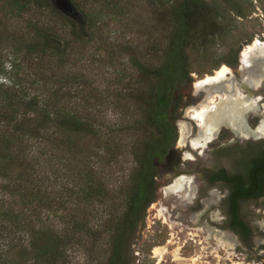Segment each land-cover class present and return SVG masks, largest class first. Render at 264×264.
Here are the masks:
<instances>
[{
  "label": "trees",
  "instance_id": "obj_1",
  "mask_svg": "<svg viewBox=\"0 0 264 264\" xmlns=\"http://www.w3.org/2000/svg\"><path fill=\"white\" fill-rule=\"evenodd\" d=\"M69 1L80 17L61 14L53 0H0V264H68L75 249L133 264L157 166L177 140L176 92L193 82L196 65L237 67L243 44L228 28L250 12L248 0H146L147 48L115 45L131 72L109 102L121 113L111 120L74 68L83 59L74 50L103 21ZM221 40L226 50L217 53Z\"/></svg>",
  "mask_w": 264,
  "mask_h": 264
},
{
  "label": "rangeland",
  "instance_id": "obj_2",
  "mask_svg": "<svg viewBox=\"0 0 264 264\" xmlns=\"http://www.w3.org/2000/svg\"><path fill=\"white\" fill-rule=\"evenodd\" d=\"M73 1L76 5H81L87 14L99 12L100 20L103 21L101 29L96 32L95 39L86 43L80 50H74L75 53H83V59L74 68L84 73L87 84L97 95H100L99 98L103 102L101 111L109 119L114 120L115 117L121 116V113L117 108L113 109L109 102L115 97V92L120 85V77H127L131 72L127 57L123 53L116 52L115 45L125 40L143 51L147 48L146 25L150 19L148 3L146 0ZM248 2H250L249 9H247L248 12L250 11L249 15L246 18L237 19L228 28L229 35L239 37V42L243 44L241 52L255 39L264 44V21L262 19L264 18V0H248ZM114 4L122 8L118 15H112L113 11L107 7V5ZM248 36H252V41L246 45L244 42ZM102 43H104L103 46ZM227 43V40L218 41L212 49L217 53L223 52L226 50ZM99 48L106 49L109 54L114 55V58H107L106 54L99 51ZM260 59V55H256L251 59L248 67L242 65L240 61L237 67L230 68L232 74L228 76L227 84L225 83V86L230 87L229 91L233 98H236L237 92L243 97L242 101L257 102V109H251L244 115V122L251 129H255L264 117V63H261ZM196 66V72L191 74L193 85L206 76H213L214 72L222 65L210 73H208L207 67L198 68ZM193 89L189 84L182 85L176 95L183 96L192 92ZM219 107L222 108L221 104ZM187 110L184 115L178 109L175 111L174 125L177 131L175 147H178L177 151L190 154L192 159L182 162V165L175 168V172L177 174H183L184 171L190 172L193 174L192 177H190L191 175L185 176L193 180L194 173H198L199 167L201 169L211 168L212 163L234 168L238 164L235 152L241 149L242 144L230 145L226 150H221V142L228 143L234 138L228 130H225L226 127L219 129L220 134L224 135V139L221 142L214 141L212 144H208L201 154V159L195 162V156L184 148L187 140L191 141L199 136L195 133L196 122L188 118ZM214 117L216 115L211 114L210 120ZM181 125H185L187 128V135L182 146H178ZM197 129H199L198 126ZM262 140L264 141V137ZM127 161L128 159H124L122 171L116 175L118 182L124 180L127 174L130 164ZM158 172L155 201L146 209L143 224L138 230L133 245V264H232L234 262L241 264L262 262L264 264V253L261 250V246L264 244V238L261 235L264 230V214L247 212L242 214L248 221L252 220L259 225H253L251 242L247 245L242 244L229 235L221 222L212 221L217 216L222 217L216 213V210L209 212V216H204L203 213L202 218L198 217L197 220H194L197 211L192 208L193 204L175 198L172 194L165 195L164 193L166 185L173 180L174 176L166 174L162 167ZM199 191L198 195H201L203 190ZM160 208L165 209L162 215L158 212ZM1 238L2 236H0V251L6 249V240ZM155 247L166 248L161 258L155 257L153 254ZM68 264H103V258L93 259L86 256L82 250L75 249L69 257Z\"/></svg>",
  "mask_w": 264,
  "mask_h": 264
},
{
  "label": "flooded vegetation",
  "instance_id": "obj_3",
  "mask_svg": "<svg viewBox=\"0 0 264 264\" xmlns=\"http://www.w3.org/2000/svg\"><path fill=\"white\" fill-rule=\"evenodd\" d=\"M189 85L192 89L194 88L192 83ZM191 94L192 92L186 93L180 97L177 109L182 112V115L189 107H194L193 105L188 106L186 109L182 107V104L187 101V96ZM225 130H228L233 135L234 138L232 140L228 143L225 141L221 142L224 139V135L220 134L219 131L209 145L214 141L221 142V150H226L227 146L242 144L241 149L235 152L238 164L234 168H227L217 163H212L211 168L201 169L199 167L198 173H194L193 180H191L193 197L189 203L193 204L192 208L197 211L195 212L196 214L200 213L199 217L203 213L204 216H207L209 212L216 210V213L222 217L217 216L212 221L221 222L231 237L247 245L253 237V225H259L256 222H252V220L248 221L242 214L244 212L264 214V141L262 140L263 137L240 139L230 129L226 128ZM195 133L199 135L197 126ZM185 145L184 148L195 156V162L199 161L204 150L192 149L189 140L186 141ZM177 149L178 147H175L174 144L171 150H176V153L172 154L169 161L159 164L157 166L158 170L162 167L166 174L174 176L173 180L179 177L187 178L185 175H191L190 177H192L193 174L187 171H184L183 174L175 172V168L187 160L183 157L184 153L177 151ZM177 158H180L179 162H177ZM173 180L166 185L165 189L172 184ZM200 189L203 190V193L198 195ZM233 221L236 222V226H232ZM261 233L264 238V230ZM261 250L264 253V244L261 246Z\"/></svg>",
  "mask_w": 264,
  "mask_h": 264
},
{
  "label": "bare ground",
  "instance_id": "obj_4",
  "mask_svg": "<svg viewBox=\"0 0 264 264\" xmlns=\"http://www.w3.org/2000/svg\"><path fill=\"white\" fill-rule=\"evenodd\" d=\"M256 55H260V61L261 63H264V44L257 39L242 50L240 56L242 65L248 67L251 59L253 57L255 58ZM231 74V69L226 65H222L214 72L213 76H206L204 79L197 81L194 84L196 90H199L203 85L210 88L207 91L203 102L199 103L197 107H189L187 110L188 118L195 121L199 128V136L190 141L192 149L204 150L206 146L213 141L221 127L230 129V131L240 139L251 137L257 139L264 137V117L255 129L248 128L244 122V115L251 109H257V102L248 103L242 101L243 97L237 92L235 94L236 98H233L231 91H229L230 87L225 86L227 84L226 82L229 81L227 78H229L228 76ZM219 104H221L222 108L219 107ZM213 113L216 117L210 120V115ZM180 127L181 132L178 146H182L187 135V128H185V125H181ZM183 157L184 159H192V156L188 153H184ZM171 183V185L164 189L165 195L168 193L172 194L175 198L182 199L184 202H189L192 199L193 185L189 177H179L174 179ZM163 208H160L158 211L160 215L165 211ZM199 215L200 214H196L193 219L197 220ZM165 250V247H155L153 249V254L155 257L158 256L161 258V255ZM232 264L241 263L234 262Z\"/></svg>",
  "mask_w": 264,
  "mask_h": 264
},
{
  "label": "water",
  "instance_id": "obj_5",
  "mask_svg": "<svg viewBox=\"0 0 264 264\" xmlns=\"http://www.w3.org/2000/svg\"><path fill=\"white\" fill-rule=\"evenodd\" d=\"M53 6L57 11H59L61 14L65 15L66 17L70 19H75L78 17V11L73 6V4L69 0H53ZM262 18V17H261ZM264 21V18H262ZM241 54H239V60L240 63V57ZM210 87L201 86L199 90H196L195 88L192 91L191 95L187 96V101L182 104V107L186 109L188 106L193 105L194 107H197L199 103L204 101L205 95ZM176 153V150H170L168 154L166 155L164 162L169 161L172 154ZM180 161V158H177V162Z\"/></svg>",
  "mask_w": 264,
  "mask_h": 264
},
{
  "label": "built area",
  "instance_id": "obj_6",
  "mask_svg": "<svg viewBox=\"0 0 264 264\" xmlns=\"http://www.w3.org/2000/svg\"><path fill=\"white\" fill-rule=\"evenodd\" d=\"M251 264H262V263H251Z\"/></svg>",
  "mask_w": 264,
  "mask_h": 264
}]
</instances>
